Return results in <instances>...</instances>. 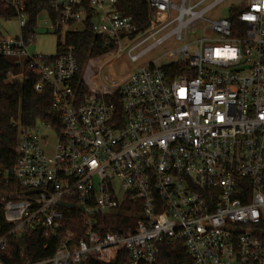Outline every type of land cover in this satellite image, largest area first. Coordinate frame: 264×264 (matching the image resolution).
<instances>
[{
	"label": "built area",
	"instance_id": "obj_1",
	"mask_svg": "<svg viewBox=\"0 0 264 264\" xmlns=\"http://www.w3.org/2000/svg\"><path fill=\"white\" fill-rule=\"evenodd\" d=\"M207 1L148 0L140 30L117 0H51L47 33L89 26L131 61L180 43L168 64L81 89L73 46L62 40L55 57L31 50L25 0H0L21 27L0 30V59L22 68L6 81L38 76L35 89L50 85L63 123L56 131L42 121L57 133L51 147L37 125L18 121V159L8 167L0 153V264L11 239L38 228L62 233L59 246L34 260L20 244L16 264L112 263L120 254L124 264H154L165 241L184 243L194 264H264V0L218 20L207 14L226 0ZM198 30L201 38L184 42ZM70 209L82 235L65 221ZM120 211L136 217L134 227L105 230L100 218Z\"/></svg>",
	"mask_w": 264,
	"mask_h": 264
},
{
	"label": "trees",
	"instance_id": "obj_2",
	"mask_svg": "<svg viewBox=\"0 0 264 264\" xmlns=\"http://www.w3.org/2000/svg\"><path fill=\"white\" fill-rule=\"evenodd\" d=\"M50 2L51 0H25L24 10L29 15L26 29L27 36L30 34L35 35L39 14L43 11L51 12ZM116 8L124 15L131 16L140 30L146 28L149 23L148 0H117ZM238 11V9L234 10L231 14L232 17L235 18ZM15 14L14 9L0 2V19L12 18ZM64 39L67 44L73 46L77 56L79 64L78 87L86 89L87 84L92 86L93 83L91 84L88 78L91 74L94 75L95 60L110 54L116 47L108 45L106 40L94 34L89 26L84 30L68 32ZM62 50V37L58 36L56 51L53 56L59 55ZM21 69L20 66L9 59H0V153L4 164L8 167H11L19 156V132L16 126L18 121L25 126L35 127L38 120H41L52 125L56 131H61L63 127L60 113L54 107L50 85L46 84L42 91H37L35 84L39 81V77L31 73H27L21 81L14 83L6 81L8 72H20ZM11 181L14 184L13 177ZM65 213L66 223L75 222L81 226L82 232L80 235H82V220L76 211L70 209L66 210ZM100 220L106 223L105 230H114L122 233H127L128 231L129 227L126 224L131 227L136 224V217L125 215L121 211L103 216ZM0 221L4 223L2 204H0ZM69 228L73 229L75 227L70 225ZM62 237L63 234L61 233L57 237L47 238L41 228L28 231L23 241L20 242V239L10 240L8 249L10 254H3L4 262L5 264H16L20 256V244L24 245L26 252L34 260L51 256L59 246ZM125 262L120 254L117 260L112 263L92 258L83 264H124ZM154 264H194V259L188 253L184 243L172 244L165 241L161 244L159 260Z\"/></svg>",
	"mask_w": 264,
	"mask_h": 264
},
{
	"label": "rangeland",
	"instance_id": "obj_3",
	"mask_svg": "<svg viewBox=\"0 0 264 264\" xmlns=\"http://www.w3.org/2000/svg\"><path fill=\"white\" fill-rule=\"evenodd\" d=\"M210 1L205 2L203 5ZM248 1L249 0H226L209 11L207 16L212 20H218L222 17H227L230 15V13H232V11L236 9L240 10L242 6H244ZM49 24L50 21L48 12H41L37 20L36 41L31 47V50L45 53H55L59 34H56L52 30L50 33H47L46 30L49 27ZM74 28L81 30L82 25L78 23L74 26ZM0 30L4 35H19L21 32L19 19L17 17L0 19ZM61 37L62 40H64V36ZM201 37L202 34L199 30L189 31L184 42H194ZM178 45H180V43L175 45L173 39L168 40L164 44L155 47L138 61L130 60L127 49L117 50L116 52L110 53L95 60L94 75L91 74L88 78V81L91 84L95 82L94 87L98 88V86H102L105 76L113 77L117 81H121L128 73L137 71L147 64L153 62L160 66L168 64L176 58L170 56L169 53ZM193 47H195V45ZM37 126L43 135L48 136L51 147L52 145L56 144L57 133L54 130L46 127L41 120H38ZM2 196H5V194L0 193V198Z\"/></svg>",
	"mask_w": 264,
	"mask_h": 264
},
{
	"label": "crops",
	"instance_id": "obj_4",
	"mask_svg": "<svg viewBox=\"0 0 264 264\" xmlns=\"http://www.w3.org/2000/svg\"><path fill=\"white\" fill-rule=\"evenodd\" d=\"M55 51H56V49H55ZM45 53V52H44ZM47 54H55V53H47Z\"/></svg>",
	"mask_w": 264,
	"mask_h": 264
}]
</instances>
